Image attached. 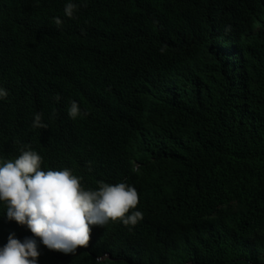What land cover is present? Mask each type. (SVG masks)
Listing matches in <instances>:
<instances>
[{
	"label": "trees",
	"instance_id": "1",
	"mask_svg": "<svg viewBox=\"0 0 264 264\" xmlns=\"http://www.w3.org/2000/svg\"><path fill=\"white\" fill-rule=\"evenodd\" d=\"M0 88V163L140 197L75 254L37 238L38 264H264V0H0ZM10 234L33 238L0 202Z\"/></svg>",
	"mask_w": 264,
	"mask_h": 264
},
{
	"label": "clouds",
	"instance_id": "2",
	"mask_svg": "<svg viewBox=\"0 0 264 264\" xmlns=\"http://www.w3.org/2000/svg\"><path fill=\"white\" fill-rule=\"evenodd\" d=\"M75 9L74 3H67L65 15L73 17ZM55 24L59 27L61 19L56 18ZM7 95L0 88V99ZM68 115L72 119L80 115L77 102L70 103ZM32 127L47 128L40 114ZM41 163L42 157L33 150H22L15 159L0 163V202L6 205L7 219L26 225L33 237L21 242L10 234L0 247V264H38L37 238L49 250L75 254L89 246L92 226L110 221L134 226L143 219V213L135 210L140 200L135 187L98 182V190H85L69 169L45 171Z\"/></svg>",
	"mask_w": 264,
	"mask_h": 264
}]
</instances>
